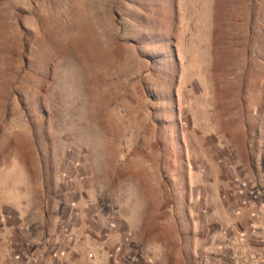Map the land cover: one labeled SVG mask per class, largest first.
<instances>
[{
	"label": "rangeland",
	"instance_id": "obj_1",
	"mask_svg": "<svg viewBox=\"0 0 264 264\" xmlns=\"http://www.w3.org/2000/svg\"><path fill=\"white\" fill-rule=\"evenodd\" d=\"M0 264H264V0H0Z\"/></svg>",
	"mask_w": 264,
	"mask_h": 264
},
{
	"label": "bare ground",
	"instance_id": "obj_2",
	"mask_svg": "<svg viewBox=\"0 0 264 264\" xmlns=\"http://www.w3.org/2000/svg\"><path fill=\"white\" fill-rule=\"evenodd\" d=\"M98 42V41H97ZM105 47V46H104Z\"/></svg>",
	"mask_w": 264,
	"mask_h": 264
}]
</instances>
